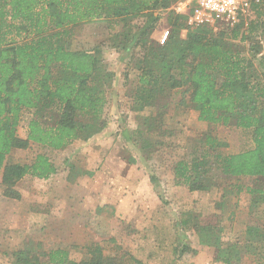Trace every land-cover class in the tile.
<instances>
[{
	"label": "trees",
	"instance_id": "trees-1",
	"mask_svg": "<svg viewBox=\"0 0 264 264\" xmlns=\"http://www.w3.org/2000/svg\"><path fill=\"white\" fill-rule=\"evenodd\" d=\"M176 1L0 0V176L4 195L17 198L14 187L25 175L47 179L56 172L43 153L31 163L8 162L13 149L34 143L60 150L75 140L92 138L105 127L106 90L114 74L106 68L97 48L80 51L65 47L70 27L111 18V22L130 30V21L142 18L131 39L124 34L126 42L122 45L128 52L141 46L132 58L137 78L131 109L141 112L157 105V97L167 93L172 98L179 96L177 103L194 108L199 121L251 130L252 146L226 155L216 151L224 143L206 134L201 154L177 161L173 176L175 185H185L189 191H209L214 187L206 178L211 166L233 178L234 184H229V188L235 193L244 189L251 197L244 232L248 242L254 245L264 241V218L256 212L258 201L264 202V0L255 7L254 19L246 24H223L218 32L208 25L187 24L185 15L170 9ZM161 11H168L170 35L164 44H147L144 37L153 29ZM183 29L186 33L181 38ZM258 30L259 34L253 37ZM247 39L248 46L242 43ZM175 104L163 103L160 108L165 110ZM24 113L30 118L26 137L21 138L17 127ZM46 116L51 124L42 121ZM154 117L145 116L141 125L131 131L135 136L130 138L126 129L122 137L136 145L140 142L139 147L144 149L150 147L148 131L153 128L150 119ZM209 151L213 155L211 161ZM246 176L252 177L254 183L244 187L240 180ZM150 181L161 198L158 179L151 174ZM220 200H225V191ZM31 207L39 210L41 206ZM221 218L222 214L212 212L203 222L189 211L178 223L184 229L192 228L201 244L213 247L215 260L238 264L236 245L222 244ZM85 249V257L78 261L70 260L65 249L42 254L17 251L14 261L42 264L41 257L46 256L52 264H119L104 254L98 242H91ZM131 258L136 264H145Z\"/></svg>",
	"mask_w": 264,
	"mask_h": 264
},
{
	"label": "rangeland",
	"instance_id": "rangeland-1",
	"mask_svg": "<svg viewBox=\"0 0 264 264\" xmlns=\"http://www.w3.org/2000/svg\"><path fill=\"white\" fill-rule=\"evenodd\" d=\"M180 1L170 9L187 17L179 11ZM167 16L168 11L160 12L153 29L144 37L147 44L157 41L164 30H170ZM254 17L253 14L251 19ZM110 19L69 26L71 32L65 39V47L71 50L97 48L106 68L114 74L106 90L105 127L92 138L73 141L64 149L30 143L8 154L10 163H31L37 154H46L56 172L50 175L51 180L25 175L14 187L17 198L3 194L0 176V264H18L14 261L17 251L42 254L55 249H65L70 260L78 261L85 257V246L91 242L101 244L104 254L119 264H136L131 256L145 264H226L213 258V248L201 244L192 228L179 225L181 216L189 211L203 222L212 212L222 214L220 238L223 246L236 245L238 264H264V241L252 245L244 233L251 197L244 189L235 193L229 188V184H234L233 178L211 166L206 178L214 187L209 191H189L185 185H175L173 176L177 161L201 154L206 134L224 143L216 151L226 155L250 148L251 130L199 121L194 108L177 103L179 96L172 98L167 93L157 97V105L141 112L131 109L137 78L132 58L141 46L128 52L122 45L126 42L124 34L131 39L142 18L131 20L130 30ZM222 26L211 28L218 32ZM185 33L186 29L181 30L180 37ZM249 41L242 43L248 46ZM172 102L176 104L164 107L165 110L160 108L161 104ZM150 115L155 116L150 119L153 128L148 131L150 147L144 149L139 147L140 142L136 145L122 137L126 129L130 138L135 136L131 131ZM29 118L24 113L17 127L21 138L26 137ZM42 121L52 122L47 116ZM209 160H213L211 152ZM151 174L158 179L161 198L150 181ZM240 182L244 187L250 186L254 179L246 176ZM224 191L225 200L220 203ZM36 199L52 204L50 219L46 220L44 214L32 221L28 209ZM257 205L256 212L264 218V202L258 201ZM182 246L189 249L183 251ZM198 246L203 250L199 251ZM41 260L42 264H52L46 256Z\"/></svg>",
	"mask_w": 264,
	"mask_h": 264
},
{
	"label": "built area",
	"instance_id": "built-area-1",
	"mask_svg": "<svg viewBox=\"0 0 264 264\" xmlns=\"http://www.w3.org/2000/svg\"><path fill=\"white\" fill-rule=\"evenodd\" d=\"M261 2L262 0H181L179 11L186 13L189 25L233 26L239 21H244L245 24L251 19L255 7ZM169 35L170 30H164L157 42L164 44Z\"/></svg>",
	"mask_w": 264,
	"mask_h": 264
},
{
	"label": "crops",
	"instance_id": "crops-1",
	"mask_svg": "<svg viewBox=\"0 0 264 264\" xmlns=\"http://www.w3.org/2000/svg\"><path fill=\"white\" fill-rule=\"evenodd\" d=\"M75 141H78V140H75ZM55 175V174H54ZM252 178V177H251ZM47 180H51V176L50 177H48L47 178ZM53 180V179H52ZM40 199V198H39ZM39 199H36V200H32V201H34V202H32L31 203V205L30 206H32V205H35V204H39V205H41V207H40V209L39 210H33V209H28L30 212H29V214L30 215H32V221L33 220H35L36 218L38 219V218H40V217H43L44 216V214H45V218H46V220H48V219H50L49 218V216H51L50 214L52 213V211H51V209H52V204L50 203V202H38L39 201ZM53 203V202H52ZM45 206H47V209L46 210H44L43 208L45 207ZM51 211V212H50ZM56 212H57V210H56ZM55 212V213H56ZM246 222H247V220H246ZM245 226H246V223H245ZM30 234V233H29ZM35 234V233H34ZM31 235V237H33V234H30ZM30 235L27 237V239H29V237H30ZM199 248H198V250L200 251H202L203 249H202V247H204V245L202 246V247H200V246H198ZM213 248V247H212ZM213 258H214V255H215V250H214V248H213ZM143 262V261H142Z\"/></svg>",
	"mask_w": 264,
	"mask_h": 264
}]
</instances>
